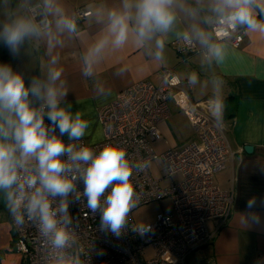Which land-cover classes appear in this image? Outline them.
I'll return each mask as SVG.
<instances>
[{
    "label": "crops",
    "instance_id": "1",
    "mask_svg": "<svg viewBox=\"0 0 264 264\" xmlns=\"http://www.w3.org/2000/svg\"><path fill=\"white\" fill-rule=\"evenodd\" d=\"M123 3L124 0H53L54 8L68 17L77 9L90 10L70 33L57 28L58 16L54 9L46 6L45 0H0V10L7 8V11H0L3 15H0V30L18 18L32 20L29 7H35L40 18L48 19L43 28L39 27V36L25 39L18 56H12L2 44L0 56L6 51L8 64L21 73L26 82L32 78L43 79L49 70L59 69L68 92L67 101L90 122L83 137L88 143L103 138L98 118L102 105L114 100L125 87L141 80L158 84L161 70L171 68L191 100L199 102L200 109L223 127L233 150L225 166L214 175L216 185L233 191L230 215L226 219L206 221L211 239L190 252L186 262L264 264V32L246 28V35L237 47L223 40L216 41L205 22L207 15H217L211 11L214 0H177V19L169 32L158 33L142 44L135 33L130 32L122 47L108 45L92 62L91 75L85 77L82 75L85 55L102 35L107 34L108 13L120 9ZM257 19L264 21V14L257 15ZM194 29L202 30L208 43L224 50L222 63L217 64L209 58L207 47L196 37ZM182 36L190 37L198 49L179 53ZM157 39L164 40L162 50L157 46ZM193 74L197 77L195 84L189 82ZM214 77L219 79L218 92L213 88ZM214 99L220 104L218 116L213 114L210 103ZM168 119L159 124L160 138L171 137ZM247 144L252 146L249 152L244 149ZM252 197H256V205L251 211L259 214L260 223L245 230L239 223V213L249 211L247 202ZM21 260L15 249L9 211L0 198V264H21Z\"/></svg>",
    "mask_w": 264,
    "mask_h": 264
},
{
    "label": "clouds",
    "instance_id": "2",
    "mask_svg": "<svg viewBox=\"0 0 264 264\" xmlns=\"http://www.w3.org/2000/svg\"><path fill=\"white\" fill-rule=\"evenodd\" d=\"M45 4L58 16L59 30H76L74 20L54 8L53 0H45ZM262 5L264 0H214L211 11L233 28L245 26L264 32V21L257 19V15L264 14ZM176 6L177 0H124L120 9L108 13L107 34L89 48L82 75H91L92 62L108 45L117 49L125 45L130 32L141 44L158 33L169 32L177 19ZM40 34L34 21L18 18L0 30V44L12 56H18L25 39ZM194 34L207 47L209 58L222 63L224 50L208 43L202 30L194 29ZM156 43L162 50L164 40L157 39ZM61 75L59 69L49 70L45 78L26 82L10 64L0 63V198L17 225L27 221L37 226L58 253L57 264H85L79 255L65 251L76 239L71 230L70 206L84 198L91 213L99 215L100 230L116 238L127 231L147 234L150 224L130 225L129 221L139 203L130 177L134 168L142 170L145 165L130 162L121 145L106 144L96 151L79 143L90 122L67 101ZM213 80L218 92L219 79ZM189 82H197L195 74ZM210 103L213 114L218 116V100ZM255 205L256 197H252L247 202L249 211L239 213V223L245 230L260 223L259 214L251 211ZM90 247L93 252L94 244Z\"/></svg>",
    "mask_w": 264,
    "mask_h": 264
},
{
    "label": "built area",
    "instance_id": "3",
    "mask_svg": "<svg viewBox=\"0 0 264 264\" xmlns=\"http://www.w3.org/2000/svg\"><path fill=\"white\" fill-rule=\"evenodd\" d=\"M28 11L40 28L48 22L47 18H40L35 7H29ZM89 14L90 10L77 9L70 18L77 24ZM205 22L216 41L223 40L237 47L246 35L245 26L233 28L217 15H207ZM197 49L190 37L179 38V53H191ZM170 103L188 116L196 137L181 148L162 152L159 155L160 176L154 177L149 164L157 155L151 141L160 138L159 124L171 116ZM199 105V102L191 100L173 70L164 68L158 84L141 80L125 87L114 100L99 108L103 138L94 143L82 138L79 143L96 151L106 144L124 147L130 162L145 165L142 170L134 168L130 177L139 197L136 207L168 198L174 211L158 212L148 223L152 226L151 231L143 236L127 231L116 238L100 230L99 215H93L82 198L81 203L70 206L73 217L71 230L76 239L65 250L69 255H79L85 264H187V255L211 239L206 221L210 218L226 219L231 212L233 191L216 185L214 175L225 166V160L233 150L223 127L204 113ZM166 178L174 180L161 184ZM80 188L82 190V184ZM9 220L15 236V249L22 258L21 264H57L58 253L34 223L26 221L17 225L10 213ZM129 221L130 225L135 224L132 212ZM97 251L103 254L97 255Z\"/></svg>",
    "mask_w": 264,
    "mask_h": 264
},
{
    "label": "rangeland",
    "instance_id": "4",
    "mask_svg": "<svg viewBox=\"0 0 264 264\" xmlns=\"http://www.w3.org/2000/svg\"><path fill=\"white\" fill-rule=\"evenodd\" d=\"M7 11L1 9L0 11ZM2 15V13L0 14ZM3 16V15H2ZM171 117L167 121V125L170 131V139L166 136L161 137L158 140L151 141V147L157 157L150 162L149 170L154 177H159L161 172V160L159 155L169 148H181L190 141L194 140L196 135L192 123L188 116L184 114L179 108L170 103ZM173 140V141H172ZM174 179L166 178L160 183L167 184ZM173 206L168 198H162L153 200L136 207L132 211V218L135 224L143 222L149 223L155 219L158 212H173Z\"/></svg>",
    "mask_w": 264,
    "mask_h": 264
},
{
    "label": "trees",
    "instance_id": "5",
    "mask_svg": "<svg viewBox=\"0 0 264 264\" xmlns=\"http://www.w3.org/2000/svg\"><path fill=\"white\" fill-rule=\"evenodd\" d=\"M0 63H8L6 51L0 56Z\"/></svg>",
    "mask_w": 264,
    "mask_h": 264
},
{
    "label": "water",
    "instance_id": "6",
    "mask_svg": "<svg viewBox=\"0 0 264 264\" xmlns=\"http://www.w3.org/2000/svg\"><path fill=\"white\" fill-rule=\"evenodd\" d=\"M244 149L246 150V151H251L252 150V146L251 145H249V144H247V145H244Z\"/></svg>",
    "mask_w": 264,
    "mask_h": 264
}]
</instances>
